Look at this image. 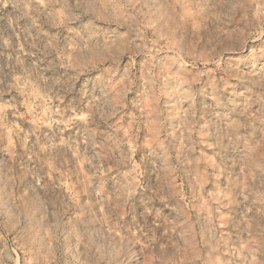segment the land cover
<instances>
[{
	"label": "clouds",
	"instance_id": "9594fccd",
	"mask_svg": "<svg viewBox=\"0 0 264 264\" xmlns=\"http://www.w3.org/2000/svg\"><path fill=\"white\" fill-rule=\"evenodd\" d=\"M178 7L183 58L138 64ZM25 16L48 43L0 63V264H264V0H0Z\"/></svg>",
	"mask_w": 264,
	"mask_h": 264
},
{
	"label": "rangeland",
	"instance_id": "374dc122",
	"mask_svg": "<svg viewBox=\"0 0 264 264\" xmlns=\"http://www.w3.org/2000/svg\"><path fill=\"white\" fill-rule=\"evenodd\" d=\"M203 3V0H201ZM22 11H28V9L22 7ZM46 18V17H44ZM59 18V17H58ZM163 23V30L152 39L157 40L158 43L154 47L151 43L143 46L142 51H138L135 60L138 64L144 62H151L155 59H158L162 56L173 57L179 55L181 58L184 56V49L186 41L183 39V34L185 31L196 32L199 31L202 27L199 17L195 14V10L192 7L189 8H176L175 14L168 18ZM158 27H160L158 25ZM29 28L32 40H29L28 43L31 44L35 42L36 47L32 49V52L35 53L39 50L40 54H43L45 49L44 45L48 43V38L44 33L49 32V26L43 25V32L36 26H33V19L30 16H25L23 19L15 21L13 18L9 17L8 19L0 22V63L5 65L6 71H11L7 69V64L9 60H15V53L13 52V45H18L23 48L25 53H28L29 49L24 44V35L20 34L19 29ZM53 32L55 29L52 30ZM163 48V50H161ZM85 57H103L106 53L99 49H93L90 52L83 54ZM143 58V60L141 59ZM34 59V56H29L25 61L26 64H29ZM125 60H127V53H125ZM15 95V93H13ZM240 117L237 122L242 120ZM234 126V125H233ZM227 133V129H219L218 135L223 137ZM11 129H9V136H11ZM11 141H9L10 143ZM255 147V145H254ZM210 154V151H209ZM219 162V160H218ZM66 190L71 191L70 185L68 182H65L64 185ZM211 187V186H210ZM57 226L55 222L48 225V236L50 239L58 235L56 230ZM4 247L3 243L0 242V249ZM9 254L13 257L18 254L12 252L11 248L9 249Z\"/></svg>",
	"mask_w": 264,
	"mask_h": 264
}]
</instances>
